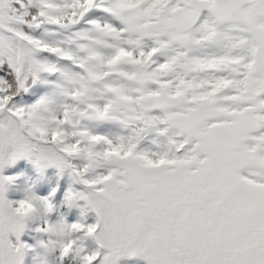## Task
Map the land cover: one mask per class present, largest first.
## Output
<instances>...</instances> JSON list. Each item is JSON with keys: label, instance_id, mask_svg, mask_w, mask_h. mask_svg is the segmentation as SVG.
Segmentation results:
<instances>
[{"label": "snow or ice", "instance_id": "1", "mask_svg": "<svg viewBox=\"0 0 264 264\" xmlns=\"http://www.w3.org/2000/svg\"><path fill=\"white\" fill-rule=\"evenodd\" d=\"M0 264H264V0H0Z\"/></svg>", "mask_w": 264, "mask_h": 264}]
</instances>
